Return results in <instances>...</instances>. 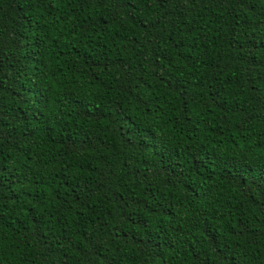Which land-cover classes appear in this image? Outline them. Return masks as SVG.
<instances>
[{
	"label": "trees",
	"instance_id": "1",
	"mask_svg": "<svg viewBox=\"0 0 264 264\" xmlns=\"http://www.w3.org/2000/svg\"><path fill=\"white\" fill-rule=\"evenodd\" d=\"M0 264H264V0H0Z\"/></svg>",
	"mask_w": 264,
	"mask_h": 264
}]
</instances>
